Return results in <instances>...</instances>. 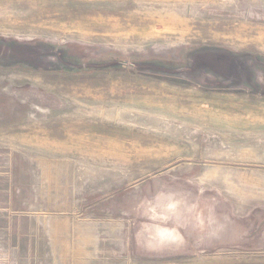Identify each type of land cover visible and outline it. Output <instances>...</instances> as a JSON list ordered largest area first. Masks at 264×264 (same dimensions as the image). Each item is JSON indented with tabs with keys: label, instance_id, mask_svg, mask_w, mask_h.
<instances>
[{
	"label": "rangeland",
	"instance_id": "374dc122",
	"mask_svg": "<svg viewBox=\"0 0 264 264\" xmlns=\"http://www.w3.org/2000/svg\"><path fill=\"white\" fill-rule=\"evenodd\" d=\"M0 264H264V0H0Z\"/></svg>",
	"mask_w": 264,
	"mask_h": 264
},
{
	"label": "crops",
	"instance_id": "0c3cea01",
	"mask_svg": "<svg viewBox=\"0 0 264 264\" xmlns=\"http://www.w3.org/2000/svg\"><path fill=\"white\" fill-rule=\"evenodd\" d=\"M160 150L159 156L168 157L171 155L167 150ZM144 200L146 201L143 198ZM175 211L176 209L172 210V212ZM165 214L162 216L153 211L145 214L141 221L149 219L153 224L158 223L159 225H153L155 230L152 234H143L136 240L137 248L135 247V241L132 239L130 241L132 246L131 252L162 254L165 252L181 251V248L194 252L201 249L204 251H213L216 250L212 248L215 244L223 245L224 240L228 237L230 238V225L227 224L225 219H220L215 222L212 220L204 222L203 218L198 219L196 216L191 218L192 214L184 220L176 217V213L167 211ZM204 233L205 236L202 237Z\"/></svg>",
	"mask_w": 264,
	"mask_h": 264
},
{
	"label": "trees",
	"instance_id": "16d2710c",
	"mask_svg": "<svg viewBox=\"0 0 264 264\" xmlns=\"http://www.w3.org/2000/svg\"><path fill=\"white\" fill-rule=\"evenodd\" d=\"M224 58V60H222L221 62H223L224 66L227 65L228 66V58L227 57H222ZM246 57L245 58H241V62L243 61V63L245 62ZM219 61V59H217V62ZM247 63H248V60H247ZM246 64V63H245ZM244 72L246 73V71L244 70ZM241 76V75H240Z\"/></svg>",
	"mask_w": 264,
	"mask_h": 264
},
{
	"label": "bare ground",
	"instance_id": "6f19581e",
	"mask_svg": "<svg viewBox=\"0 0 264 264\" xmlns=\"http://www.w3.org/2000/svg\"><path fill=\"white\" fill-rule=\"evenodd\" d=\"M222 31V30H221ZM257 34V33H256Z\"/></svg>",
	"mask_w": 264,
	"mask_h": 264
}]
</instances>
